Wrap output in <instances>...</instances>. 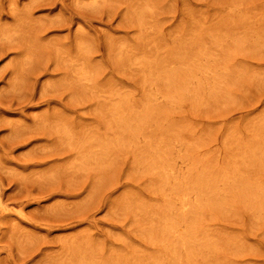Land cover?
<instances>
[{"label":"rangeland","instance_id":"374dc122","mask_svg":"<svg viewBox=\"0 0 264 264\" xmlns=\"http://www.w3.org/2000/svg\"><path fill=\"white\" fill-rule=\"evenodd\" d=\"M0 264H264V0H0Z\"/></svg>","mask_w":264,"mask_h":264}]
</instances>
